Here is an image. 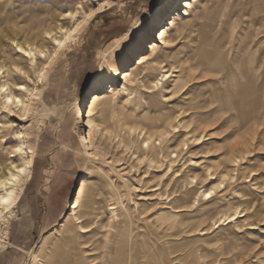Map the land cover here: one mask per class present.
Instances as JSON below:
<instances>
[{
    "label": "rangeland",
    "instance_id": "374dc122",
    "mask_svg": "<svg viewBox=\"0 0 264 264\" xmlns=\"http://www.w3.org/2000/svg\"><path fill=\"white\" fill-rule=\"evenodd\" d=\"M101 1L0 0V34L14 23L27 28L37 21L40 30L55 25L56 18L68 27L67 11H86ZM114 1L57 58L26 119L0 112L5 157L19 141L26 148L29 141L35 144L31 178L10 220L0 264H28L44 237L50 238L39 254L44 264H264V88L258 90L253 71L264 57V0L195 3L189 16L170 28L169 48L162 51L158 44L154 58L147 43L158 27L150 16L161 6L168 16L174 0ZM130 29L132 35L106 62L113 67L134 51L124 70L143 83L127 84L130 97L111 98L115 110L108 122L101 123L110 103L97 104L92 120L103 131L91 135L99 159L90 160L80 143L81 108L104 65L102 51ZM141 34L145 44L137 53L134 44ZM45 45L50 49L49 42ZM2 49L15 60L9 43ZM209 55L217 60L207 61ZM148 61L174 75L157 101L145 89L158 75L146 70ZM242 90L256 91L242 96ZM179 114L181 125L169 128ZM128 126L143 128L152 135L154 152L175 153L176 162L161 157L150 162ZM160 132L164 140L156 138ZM198 135L203 139L197 144L192 139ZM81 180H86V194L79 196L74 212L78 223L69 217V207ZM211 187L219 189L203 200L200 194ZM188 193L189 202L181 204ZM112 207L117 218L111 217ZM237 208L235 221L213 226ZM148 250L156 252L151 262L144 258Z\"/></svg>",
    "mask_w": 264,
    "mask_h": 264
},
{
    "label": "bare ground",
    "instance_id": "6f19581e",
    "mask_svg": "<svg viewBox=\"0 0 264 264\" xmlns=\"http://www.w3.org/2000/svg\"><path fill=\"white\" fill-rule=\"evenodd\" d=\"M199 1H201V0H174L173 2H171L172 7L169 11L168 16L162 15V13H161L162 10L167 9L166 6L159 7L158 9H156V11L153 13V15L150 16L151 20H152L151 24L153 26L158 27V29L156 31L152 30L149 32V37H148L149 42L147 43V46L150 45L148 47L149 50L153 51V54H151V55H153V58L155 56L154 50H156L158 48V44L162 46L161 47L162 51L166 52V50L169 48V42L167 41L166 37L168 35L170 28L174 27V25H176L177 22H181L183 20V18L189 16V10H191L192 6H194V4L199 2ZM102 3H104V0L101 2H98L95 7L99 8ZM114 3H115L114 0H107V4H105L103 10L97 12L96 15L94 17H92V19L90 21H93L98 16V14H100V13L104 12L105 10H107L108 8H110L112 5H114ZM108 5H111V6H108ZM92 9L93 8H91L89 10H92ZM89 10H86V11H84V10H82V11H78V10L67 11V13L78 14L77 21H72L70 19V17L66 16V14L64 15L65 17H68L71 20V25L68 26L67 28L70 29L71 27H74L75 23L78 22L79 20H82L84 18V13L89 11ZM59 21L60 20L58 18H56V24L55 25H53V26H44L43 25L40 30L35 28L36 24L38 23L37 21H34V23L29 25L27 28H18L17 25L14 23V25H10V26L6 27V29H4L5 34L4 33L0 34V88L5 89V91L0 92V112L2 111L3 108L7 107L9 110L6 112L9 115H13V116H16L17 118H20V115L23 113V111H24L23 107L16 105L15 100L13 101L12 105L7 104V100H8L9 96L21 98V100L25 104L29 105V113L31 112V108H32V106H33V104L37 98H33V96H30L29 93L30 92L34 93L35 97L39 96L40 86L46 81L47 76H48L49 72L51 71V69L53 68V65L56 62L57 58L60 56V54L62 52H64L66 49H68L72 44V43H70L69 45H66V48L64 50H61V52L58 54V57L53 61V63L50 65V67L47 70L43 69V65L45 63H47V59L51 58V52L55 50V45H54L51 37L63 39V33L61 32V28L64 26ZM90 21H88V23L86 25H88L90 23ZM86 25L83 26L79 30V32L76 34L74 39H76V37L86 27ZM132 31L133 30L130 29L126 33H124L121 37L112 40L109 44H107L105 49L102 51L101 54H102V60L104 62V65H102L100 73H98L95 76L94 81L92 83V88L94 89V92L88 97L85 105L82 106V108H81V113L79 116V124L81 125V128H83V131H82L83 136L80 137V143H81V147L83 148V151L85 152V155H87V157L89 159L90 158L96 159V156H94L93 152H92L93 145L91 142V135L94 132L98 134V133H101L103 131L102 127L98 124H95V122H93V120H92V114H93L92 112H93V110H95V107L97 106V104L103 99H106L107 100L106 102H108V104L110 103L108 106V108L110 107L109 108L110 110H106V111H108L107 113H109V114L105 113L106 115L103 117V120L101 121V123H105L108 119L111 118L112 115H110V113H114V110H115L112 108L113 106H112L111 98L115 97L119 93L124 95L126 98L130 97L132 94V91L127 87V84H131L132 86L136 87L135 84L137 82L143 83L142 81H139L137 79H131L130 73L128 71L124 70L127 67L130 60L134 57V55H135L134 51L129 52L127 55H125V57L120 58L119 61L116 63V65H114L113 67H110V65L107 64V62H106L108 57H109V54L112 53L113 49L119 45V43L122 39L128 38L129 36H131ZM5 42L10 44L11 52H13L15 54L14 55L15 60H12V56L10 54H6L4 52V50L2 49V44H4ZM47 42H49L51 45L50 49L46 48L47 46L45 44ZM143 44H145V42H144V36L142 35V36H139V38H137L136 44H134L137 53H141ZM17 49H23V51L28 52L30 55L25 56L22 51H17ZM42 53L44 54L43 56L41 55ZM209 57H213L212 63H214L217 60L218 56L217 55H212V56L209 55L208 59L206 56H204V60L207 59V61H211L212 59ZM156 61H150V62L148 61V63H147L148 65L146 67V70H158V75L153 80H150L149 86L147 88H145L148 91L147 93H149L155 99V101L158 100L157 99L158 97L159 98L165 97L163 95V92L165 91L164 84L171 77H174V75L172 76L173 72H171V73L166 72L165 70H163L162 67H160L156 63ZM255 63L256 64L258 63V65H257V67H255L253 69L254 81H256L258 83V90L262 91V89L264 88V57L260 61L257 59V61ZM17 68L20 69L19 72L16 70ZM42 70L45 71V77L41 83L37 84L35 81L39 79V72ZM120 70H124V71L121 72ZM247 77H248V75H247ZM18 81H19V83H17ZM25 81L29 82V84L28 83L26 84ZM247 84H248V82H247ZM19 85H23L25 90L20 91ZM174 85H176V84H174ZM177 86L179 87V85H177ZM254 91H256V90H254ZM254 91L242 90L240 95L245 96V92H246L247 95L249 93L251 96H253L252 92H254ZM230 92H232L231 89H230ZM0 116H1L0 117V133H2L1 139H0V148H1L3 141H5L4 138H5L6 133L4 131H5L6 125H4L1 122L2 121L1 118L2 117L5 118V117L2 115H0ZM179 116H181V114L176 116L173 119V122H170L169 124H167V126L169 128H172V129L176 128L175 130H177L179 125H181L180 120H178V122L176 121L177 119H179ZM125 118L129 121H132V122L135 121L134 115H126ZM186 128H188V127H185L184 129L186 130ZM127 133H128V135H135V136L137 135V137L141 139L140 150L141 149L145 150V152L143 154L145 157L150 159L149 160L150 162H152L153 160H156L158 157H161V159H164V160L169 158L168 160L170 162H173V160H175V162H176L178 155L175 153L171 154L170 156L164 155V154H161V155L156 154L154 152L152 135L147 134L145 131H143V128H141L140 126H138V127L128 126L127 127ZM164 135H165V132L156 133V138L158 140H164ZM191 136H190V139L193 138ZM15 137H17V135ZM202 139H203V136H199V137L192 139V141H194L198 144L199 142H201ZM129 143H132V142H129ZM145 143L148 144L147 148L144 147ZM15 144L16 145H14L13 147L10 148V151H9L8 155H6V157L0 151V200L7 197L9 192L13 193V203H12L11 207L9 208V211L5 212L4 209L6 206L4 204L0 203V252H2L7 246L6 241L8 238V230H9L10 220L15 216V209L17 208V205L19 204L22 192H23L26 184L28 183V181L31 178L32 162H33V158L35 155V144H34V142L29 141L28 142V145H29L28 148L25 147V144L23 141H19L18 143H15ZM156 145H159V143H157ZM17 147L21 148V152L16 153L14 151V149ZM162 153H164V152H162ZM90 160H92V159H90ZM235 162H236V160L233 163H235ZM191 165H193V163H191ZM233 166H235V165H233ZM18 168H23L24 172L23 173L18 172L17 171ZM210 173L211 172H209V170H207V176L206 177L209 178V180H213V178H211L212 175ZM205 174H206V172H205ZM220 174H222V173H220ZM10 175L15 176L16 180L11 182V183H8V181L10 179ZM228 176H230V175L228 174ZM225 180H226V177H224V176L221 177V183H223ZM85 181L86 180H81L78 182L77 189H76L77 192L74 193L71 206L69 207V212H70L69 217H71V216L74 217L75 214H77L74 212L77 209V207H79L78 206L79 196H83L84 194H86L85 193L86 192V186H85L86 184H84ZM217 189H219V187H215V189L211 187V188H208V190L203 191V193H201V194L199 192V194L202 196L203 200L208 201L213 197V195H215V191ZM208 193H212V195L208 196ZM190 194L191 193L186 194L185 201L183 199H180V203L185 204L188 201ZM87 201H88V199H87ZM109 210H110V213L112 214L111 217L117 218V216L115 214V208L112 207ZM227 210L229 211V208ZM237 210H238V208L234 209L232 211V213H229L227 216L218 219L215 223H212L213 226H215L217 223H218L217 228H220L221 226H228V224L235 221L237 218V215L240 214L239 210L238 211ZM89 214L90 213H88V215ZM74 218L77 219L76 217H74ZM67 219H68V217H67ZM77 220H79L78 223H80V219H77ZM60 225L62 228L64 226V223L60 224ZM80 229L84 230L83 227H80ZM49 243H50V238H48V237L42 238L40 243H39V247H40L39 250L36 252H33L31 254V260L29 261L28 264H44V261L42 259H40L39 254L41 252H43L49 246ZM126 243H129V242H126ZM136 247H138V246H136ZM146 252L147 253H144V258H146V260H149L151 262L153 257H155L156 252L154 253V251H152V250H148ZM46 264H49V263H46Z\"/></svg>",
    "mask_w": 264,
    "mask_h": 264
},
{
    "label": "snow or ice",
    "instance_id": "6c2138e0",
    "mask_svg": "<svg viewBox=\"0 0 264 264\" xmlns=\"http://www.w3.org/2000/svg\"><path fill=\"white\" fill-rule=\"evenodd\" d=\"M105 4H107V0H104V3H102L99 8L93 7L92 10H89V11L85 12L84 13V18L82 20H79L78 22H76L74 27H71L70 29L67 28V27H62L61 28V32L63 33V39H58V38H55V37H51L52 40H53V43L55 45V50L51 52V58L47 59V63H45L43 65V69L47 70L50 67V65L53 63V61L58 57V54L61 52V50H64L66 48V45H69L70 43H73V44L75 43L74 37L79 32V30L83 26H85L88 23V21H90L92 19V17H94L96 15L97 12L102 11L104 6H105ZM108 6H111V5H108ZM66 16L70 17V19L72 21H77L78 14L66 13ZM17 51H22L25 56H29L30 55L28 52L23 51V49H17ZM41 55L43 56L44 54L42 53ZM16 70L18 72L20 71L19 68H17ZM44 77H45V71L42 70V71L39 72V79L36 80L35 82L37 84L41 83L43 81ZM19 87H20V91H24L25 90L23 85H19ZM3 91H5V89L0 88V92H3ZM29 95L33 96V98H37V97H35L34 93L30 92ZM14 100H15L16 105H18L20 107H23V109H24L23 113L20 115V118L21 119H26L27 116H28V113H29V105L25 104L21 100V98L13 97V96H9L8 97L7 104L8 105H12ZM2 110L3 111H8L9 109L7 107H5ZM144 147L147 148L148 144L145 143ZM14 151L16 153H19V152H21V148L17 147V148L14 149ZM96 158L99 159V157H96ZM17 171L20 172V173H23L24 169L23 168H18ZM15 180H16V177L10 175V179H9L8 183H11V182H13ZM220 187H223V185H220ZM211 195H212V193H208V196H211ZM0 203L4 204L6 206L5 209H4L5 212L9 211V208L11 207V205L13 203V193L9 192L7 197H5L2 200H0Z\"/></svg>",
    "mask_w": 264,
    "mask_h": 264
},
{
    "label": "crops",
    "instance_id": "0c3cea01",
    "mask_svg": "<svg viewBox=\"0 0 264 264\" xmlns=\"http://www.w3.org/2000/svg\"><path fill=\"white\" fill-rule=\"evenodd\" d=\"M56 64V63H55ZM55 66V65H54ZM23 193V192H22ZM9 234V233H8ZM7 241H8V239H7ZM7 245H8V242H7ZM5 250V249H4Z\"/></svg>",
    "mask_w": 264,
    "mask_h": 264
}]
</instances>
